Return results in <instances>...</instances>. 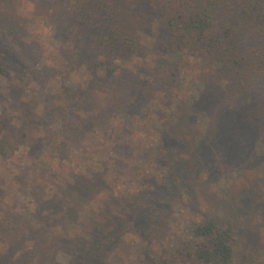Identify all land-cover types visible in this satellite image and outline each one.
Returning <instances> with one entry per match:
<instances>
[{
    "label": "rangeland",
    "instance_id": "rangeland-1",
    "mask_svg": "<svg viewBox=\"0 0 264 264\" xmlns=\"http://www.w3.org/2000/svg\"><path fill=\"white\" fill-rule=\"evenodd\" d=\"M231 1L201 46L193 0H0V264H197L209 219L264 259V37L230 52Z\"/></svg>",
    "mask_w": 264,
    "mask_h": 264
},
{
    "label": "trees",
    "instance_id": "trees-1",
    "mask_svg": "<svg viewBox=\"0 0 264 264\" xmlns=\"http://www.w3.org/2000/svg\"><path fill=\"white\" fill-rule=\"evenodd\" d=\"M217 0H193L195 12L190 14L188 18L183 21L179 28L193 34L196 41L201 45H207L213 43V38H209L210 34H213V23L211 17L206 12V7L212 5ZM231 7L236 11V16L238 19H245L246 25H241V21L236 22L232 27V32H236V42L234 46L229 49L232 53L234 50L238 51L240 44L238 45V37L243 34L244 31L251 34L259 33L264 37V1L256 0L249 6L248 0H232ZM193 11V10H192ZM174 24V22L172 23ZM171 25V22L169 24ZM246 38L244 37V40ZM242 41L244 45L245 41ZM241 45V47H242ZM244 48V47H243ZM244 50V49H243ZM242 52L245 54L247 51ZM233 62L237 60H243V54L240 59L238 55ZM2 71H0V75ZM193 234L199 244L195 251V258L197 264H232L234 259V233L233 228L229 224H221L216 219L204 220L199 223L194 229ZM264 258V257H263ZM251 264H264V259L251 261Z\"/></svg>",
    "mask_w": 264,
    "mask_h": 264
}]
</instances>
